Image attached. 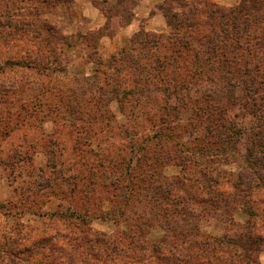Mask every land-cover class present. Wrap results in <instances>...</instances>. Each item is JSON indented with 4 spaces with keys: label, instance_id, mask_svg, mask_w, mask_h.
<instances>
[{
    "label": "rangeland",
    "instance_id": "374dc122",
    "mask_svg": "<svg viewBox=\"0 0 264 264\" xmlns=\"http://www.w3.org/2000/svg\"><path fill=\"white\" fill-rule=\"evenodd\" d=\"M138 2L0 0V264H264V187L248 222L226 206L241 168L207 131L264 69V0H183L181 23Z\"/></svg>",
    "mask_w": 264,
    "mask_h": 264
},
{
    "label": "trees",
    "instance_id": "16d2710c",
    "mask_svg": "<svg viewBox=\"0 0 264 264\" xmlns=\"http://www.w3.org/2000/svg\"><path fill=\"white\" fill-rule=\"evenodd\" d=\"M166 7H159L156 10H152V13L156 14H162L163 17L166 19L168 18H174L177 23H181L184 20H179L183 16L186 15V5L183 2V0H164ZM193 1V0H191ZM134 3V2H133ZM135 4V3H134ZM175 4V6L173 5ZM171 21H169L168 25L170 26ZM178 26V25H177ZM220 50V57H223L225 55L223 51V47ZM248 51V57H250L249 49H246ZM212 53V52H211ZM212 57V56H210ZM210 57L208 59H210ZM224 60H231L230 64H239V62H242V57L236 53H233L232 56H230L227 59L223 58ZM250 61H244L242 69H239L240 72H242V76H240L241 80L239 81V85L241 88H247V91L245 94L250 99L249 102H246L245 100L238 99L237 102H233L227 95L225 96V93L223 92H216L215 96L216 98L213 100V103L215 104L218 102V108L215 109L213 113L221 114L218 115L217 118L214 117L211 114V120H212V126H207V131L211 135L212 141H211V158H215L217 161H222L220 163H237L239 167L241 168V173H239L237 182L233 185L235 189L238 191L236 194H232L230 197L223 198L221 197V201L228 206L226 203H233V204H239V207L241 211L245 214V218L247 222L249 221L248 218L251 215V209L249 206V199L250 194L246 191L253 189V191H257V189H260V187H264V175H261L259 173V170L264 171V156L262 158L258 157L256 154H263L264 155V102L261 104L258 103V101H261L262 99L259 96V89L258 87L261 86L262 93L264 96V88H262V85H264V77L262 73H264V69L262 67L258 66L257 68H251L249 67ZM264 65V62H263ZM237 70H234V74ZM141 91V90H140ZM125 94V93H124ZM135 94V91H130L128 95ZM124 97V96H123ZM237 100V96L235 98ZM264 100V97H263ZM220 103V107H219ZM244 112L247 116L251 117L253 122L248 124L242 123V117L238 113ZM226 114V115H225ZM242 120V121H241ZM215 132V133H214ZM258 138L257 141H254L251 139V137ZM196 152H199V149H197ZM202 155V154H201ZM208 155H210L208 153ZM13 158V157H12ZM159 157H156L157 163ZM167 157L166 159H169ZM211 158L209 160H211ZM178 164L181 166V168H184L185 162H182V160H178ZM54 165V164H53ZM116 165V164H113ZM48 166V164L46 165ZM54 168V166H52ZM112 167V162H111ZM128 167H126L127 169ZM43 168H39L40 171H42ZM54 175V179H58L55 175L56 173L54 171L51 172ZM251 175V176H249ZM75 176V175H74ZM72 176V179L74 178ZM135 178H139L141 181L146 179L144 177H140L138 174L134 176ZM69 179L71 180V177L69 176ZM68 178L66 181L68 182ZM97 180H92L91 184H94ZM150 181V179H149ZM210 183H214L215 185L218 184V179H211V177H208L207 179V185L210 186ZM115 183L110 184V186L114 189ZM69 185V184H68ZM50 187V184H45L43 188ZM128 187V186H126ZM78 188V184L75 182H72V185L70 187V192L76 191ZM132 188V187H130ZM246 189V190H244ZM245 191V192H244ZM112 197H115V194H112ZM113 202V199L110 200ZM186 201V198H185ZM202 202V201H201ZM186 203V202H185ZM71 215H73V211H71ZM70 215V214H69ZM70 215V216H71ZM67 217H69L67 215ZM81 217V216H80ZM83 218V217H82ZM88 222V221H87ZM251 245V244H250ZM253 245V244H252ZM244 249V248H243ZM262 248L255 247L253 249H247L244 251L248 252H256V254L261 250ZM25 249H20L18 252V255H22L25 253ZM12 256H15L16 254H11ZM248 264H259L257 256L255 257H249L247 259ZM246 262V263H247Z\"/></svg>",
    "mask_w": 264,
    "mask_h": 264
},
{
    "label": "crops",
    "instance_id": "0c3cea01",
    "mask_svg": "<svg viewBox=\"0 0 264 264\" xmlns=\"http://www.w3.org/2000/svg\"><path fill=\"white\" fill-rule=\"evenodd\" d=\"M139 2L137 3V6L134 8V21L138 22L143 19L144 17H146L145 15H147V17L149 18H153V19H158L160 20L162 17L159 14L156 13H152L153 8L159 4V2H161L162 0H138ZM148 5V6H146ZM144 9L146 11V14L142 17L139 16V14L137 12H139L140 10ZM263 255H261L262 257Z\"/></svg>",
    "mask_w": 264,
    "mask_h": 264
}]
</instances>
